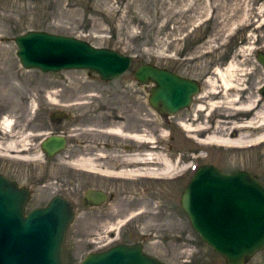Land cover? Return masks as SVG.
I'll return each mask as SVG.
<instances>
[{
    "label": "rangeland",
    "instance_id": "1",
    "mask_svg": "<svg viewBox=\"0 0 264 264\" xmlns=\"http://www.w3.org/2000/svg\"><path fill=\"white\" fill-rule=\"evenodd\" d=\"M30 30L72 36L95 47L130 55L131 67L112 80L101 79L91 70L43 72L38 68H24L16 55L15 37ZM258 51L264 52V0H0V118L9 115L15 120L14 124L17 120V132L28 136L27 155L37 156L39 140L44 135L32 134L34 131L28 128L21 130L23 126L38 125L43 131L58 133L60 130L55 127L60 126L66 116L64 113L62 117L59 112L65 111L69 119L64 121V127L74 128L69 132L77 133L76 127L84 119L80 114L82 110L106 106L114 107L116 113L122 115L126 108L123 120L127 118L128 125L136 127L141 122L148 134L158 136L155 149L166 155L180 153L182 161L175 170H182L190 162L213 165L226 173L244 170L264 185V141L246 143L239 148L215 143L203 145L176 123L180 120L197 127L201 121L214 125L224 113V133H231L233 128L228 127L232 123L227 119L238 124L249 120L251 112L236 113L240 110L228 107L227 101L237 92L224 91L222 102L221 83L214 71L226 68L230 62L236 63L242 69L239 83L245 88L243 101L259 97L257 108H261L264 106L261 93L264 67L256 59ZM144 63L197 79L201 89L192 105L163 119L144 104L152 84L140 85L133 76V70ZM207 79L220 93L212 95ZM82 100L89 103H75ZM56 101L70 105L66 110L61 109L60 105L51 103ZM35 102L39 107L36 111L52 110V118H45V112H41L35 122L24 119L34 114L31 112ZM200 105H206L207 109L198 112ZM234 116H241V120ZM87 118L94 119L92 115ZM241 132L246 140H251L263 132V128L256 124ZM70 138L66 149L51 160L43 155L19 159L13 157L14 152L1 153L0 148V173L17 181L21 188L29 187L32 191L30 200L24 204L26 213L49 201L58 190L59 178L76 191L78 173L70 167L69 161L76 159L78 138ZM136 144L139 145L133 142L134 146ZM206 153L208 157H202ZM183 175L179 185L161 184L164 202L152 204L149 198L147 212L138 215L140 217L127 220L130 212L123 208L122 214L101 225L83 219L75 203V218L63 244L65 264H78L97 249L134 241H142L144 252L167 264H225L223 257L195 231L177 202L191 177L190 170ZM158 189L153 187V191ZM109 207L113 215L114 205ZM244 264H264V249Z\"/></svg>",
    "mask_w": 264,
    "mask_h": 264
},
{
    "label": "water",
    "instance_id": "2",
    "mask_svg": "<svg viewBox=\"0 0 264 264\" xmlns=\"http://www.w3.org/2000/svg\"><path fill=\"white\" fill-rule=\"evenodd\" d=\"M16 55L24 68L43 72L91 70L112 80L128 71L132 56L95 47L65 35L30 30L15 37ZM257 61L264 67V52ZM141 85L151 83L148 102L160 113L174 114L190 105L197 80L144 63L133 70ZM264 94V86L261 89ZM65 146L62 136L45 138L41 147L51 157ZM30 191L0 173V264H65L63 244L74 210L68 200L52 198L44 207L24 212ZM181 207L193 228L218 252L225 264H244L264 249V185L239 170L225 173L201 166L181 193ZM79 264H167L142 250L141 244H115L87 254Z\"/></svg>",
    "mask_w": 264,
    "mask_h": 264
},
{
    "label": "flooded vegetation",
    "instance_id": "3",
    "mask_svg": "<svg viewBox=\"0 0 264 264\" xmlns=\"http://www.w3.org/2000/svg\"><path fill=\"white\" fill-rule=\"evenodd\" d=\"M176 74L181 75L179 73ZM198 94L194 95L191 99L190 105L183 109L189 108L192 105L195 96H197ZM148 96L149 94L147 95V99L144 102V104L150 106L148 102ZM51 103L58 104L60 105L61 109H65V110L66 107L70 105L69 103H64L60 101L51 102ZM75 103L86 104L89 103V101L82 100ZM37 104L38 103L36 102L33 104L34 110H32L31 113L34 114L32 115V117L27 118L26 116H24V119L25 118L29 120L32 119L33 120L32 122H35L39 119V115L37 114H40L41 112L42 113L45 112V118L49 117L51 119L52 118L51 113H53L52 110H48L46 108L47 110L44 109L41 111L39 110L36 111V109L39 108ZM128 104L132 108V105L130 103ZM153 110L157 112V114L163 119H169L171 116H174L177 113L176 112L174 114H168V113H160L155 109ZM123 111L124 114L119 115L116 113L114 107L107 108L106 106L104 107L99 106L97 107V109L92 107L91 109L82 110L80 114L84 119L80 123V125L76 127L78 129L77 133L69 132V130H74V128L70 129L68 128V126L64 127V121L65 120L68 121L69 119L67 117L68 112L65 111H62L61 113L59 112V114H61L62 117L64 116L63 115L64 113L66 114V116H64L65 120L61 122L62 124L60 126L55 127L60 130V132L58 133H54L53 131H43L44 128L38 125L37 127L23 126L21 129L24 130L28 128L29 130L34 131V133L32 134L44 135L39 140V147L41 154L44 156L45 159L48 160H51L57 154L61 153L63 150L66 149V147L68 146L69 139H71L70 137L77 136L78 138L77 151H76L77 155L75 160H78V162L77 165L74 166L72 164L70 165V167L76 169L78 173V176L76 177L77 178L76 191H74L72 187L68 186L62 180V178H59L58 182H60L59 183L60 185L58 187V190L54 192L55 194L49 200H51L54 197H61L68 200L71 206L73 207L75 214L76 211L74 205L76 203L78 205L77 211H80V214L82 215L83 219L94 220L101 225L104 221L111 222L115 217V215L122 214L121 210L123 208H125L126 211L130 212L129 216L127 217V220L131 218H135L138 215H143L144 212H147V205L149 198L152 204L157 205L160 202H164L162 196L164 191L161 188V184L170 183L171 185L174 184L179 185L180 180L184 179L183 177L187 175V174L183 175L184 171L190 170L191 173V177L189 178L190 180L193 177V175L196 173L197 169L200 166H202V164L200 163L190 162L182 170H175L176 168L180 167L179 163L180 161H182L180 153H177L176 155L165 154L167 159H169L172 163H174L175 169L173 172L167 173L171 175H164L165 173L161 171L162 163L156 159L152 158L148 160L147 158V153H149L150 151L149 148L152 149V152H160L164 154L162 151L155 149L157 148L158 136L151 133L152 137L155 138L154 139L155 143L149 145L150 147H148L146 144H142L143 142L142 143L139 142L136 138H133V135L146 134L148 131L147 127H145L144 124L141 122L140 125L136 127H132L128 125L127 118L126 121L123 120L125 119V114L127 113L126 108ZM21 114L22 113H20V115ZM24 114L25 115L28 114L27 111L24 112ZM91 115L94 118L93 120L87 118L88 116ZM96 115L100 116V118H95ZM140 117L141 119H143V116ZM13 121L15 120L13 119ZM176 123L180 125L181 121L176 120ZM18 125L19 123H17L16 120V124H14V131H18L17 128ZM116 126L119 128L120 133H116L114 131ZM235 134H237V132H234L232 135ZM53 135L64 137L65 146L61 151L55 153L51 157H48L43 152L41 143L45 138ZM199 135H203V134H199ZM126 140L129 142H127ZM133 142L139 143V145L136 144L134 146ZM29 148L30 147L27 146L26 149L28 150ZM196 156L198 157L199 155L197 154ZM202 157L207 158L208 157L207 153L203 154ZM150 170H152V172H150ZM234 171L227 173H232ZM10 180L16 182L17 185L21 187L17 181L13 179ZM153 187H159L160 189H158V191L154 190L155 191L154 192ZM23 188L28 189L30 191V196L28 199L30 200L32 195L31 189H29V187H23ZM182 190L179 193L177 199V202L179 203L180 206H181L180 202H181ZM150 191H153V193H150ZM110 205H114L113 215L110 214L111 212L109 207ZM157 208L158 207H156V209ZM120 243L141 244L142 249L144 250L142 241L120 242ZM104 249L105 248H100L99 250H104ZM99 250L97 249L96 251Z\"/></svg>",
    "mask_w": 264,
    "mask_h": 264
},
{
    "label": "bare ground",
    "instance_id": "4",
    "mask_svg": "<svg viewBox=\"0 0 264 264\" xmlns=\"http://www.w3.org/2000/svg\"><path fill=\"white\" fill-rule=\"evenodd\" d=\"M238 67V65L234 62H230L226 68L223 69H215L214 74L218 76L219 81L221 83V89L222 91V98L224 102V91H235L237 94L230 98L227 103L232 105L228 106L229 108L232 107L234 109L240 110L237 112H251L252 116L249 120H245L243 123L238 124V121H230V119H227V122L232 123V126H229L228 128H233V131L231 133H224V113H222L221 117L222 119H219L214 122V125L202 123L201 121L198 122L197 127H192L190 124H187L185 122L180 123V125L183 127L185 131H187L190 137L197 139V142L199 141V144L206 145L208 143H215L220 144L223 146L228 147H242L246 145V143H256L264 141V106H261V108H257L260 98L257 97L256 99H249L247 102H244L243 99H246L243 92L245 88L240 87L239 83V75L241 74L239 71H241ZM206 82H209V88L212 92V95H216L217 93H220V91L216 90L217 88L212 83V81L205 80ZM207 95H205L206 97ZM209 96H211L209 94ZM51 98V97H50ZM235 104H239L238 106H234ZM210 105H216L213 102H210ZM209 105V106H210ZM264 105V104H263ZM224 107V106H223ZM257 108V110H255ZM205 109H207L206 105H200L198 107V112H202ZM217 116V115H215ZM219 116V115H218ZM227 118V117H225ZM233 118H236V120H241V116H234ZM196 120V119H192ZM258 124V127L263 128V132L259 133L256 137H254L251 140H246L245 135L241 132L243 128H252ZM238 127V128H237ZM116 133H120L119 128L116 126L115 130ZM193 132V133H190ZM234 132H237V134L232 135ZM203 134V138L199 139L198 135ZM28 136L24 135L22 132L14 131V121L12 117L9 115H3L0 118V148L2 150L1 153L5 152H14L13 157L19 158V159H35L39 156H42L41 152L39 155L35 156H29L27 155L28 150L27 145L29 144L27 142ZM133 138H136L139 142H143L142 144H146L148 147L149 145L155 143V138L152 137L151 134H137L133 135ZM145 145V146H146ZM149 153H147L148 160L150 159H156L162 163V169L161 171L165 173L164 175H171L167 174L172 172L174 168V163H172L169 159H167L165 154H162L160 152H152V149L149 148ZM78 160L69 161L70 164L77 165ZM149 171V170H148ZM152 172V170H150ZM151 174V173H149ZM172 218V217H169ZM172 225H174L172 223Z\"/></svg>",
    "mask_w": 264,
    "mask_h": 264
}]
</instances>
